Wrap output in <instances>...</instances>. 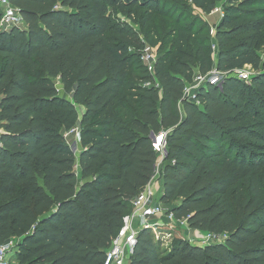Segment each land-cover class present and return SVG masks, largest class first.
Returning <instances> with one entry per match:
<instances>
[{
    "label": "trees",
    "instance_id": "1",
    "mask_svg": "<svg viewBox=\"0 0 264 264\" xmlns=\"http://www.w3.org/2000/svg\"><path fill=\"white\" fill-rule=\"evenodd\" d=\"M10 1L25 26L2 27L0 6V245L18 238L19 264H104L153 178L149 135L167 131L160 201L224 240L166 244L145 227L131 264H264V0ZM220 2L217 51L182 27L148 69L136 26ZM248 65L247 82L234 72ZM213 70L221 87L202 85L199 103L184 97ZM78 125L75 154L65 132Z\"/></svg>",
    "mask_w": 264,
    "mask_h": 264
},
{
    "label": "built area",
    "instance_id": "2",
    "mask_svg": "<svg viewBox=\"0 0 264 264\" xmlns=\"http://www.w3.org/2000/svg\"><path fill=\"white\" fill-rule=\"evenodd\" d=\"M0 6L3 10L1 18L2 27L10 28L16 26L22 28L25 26V20L21 10L11 3L10 0H0ZM212 12L220 13L221 18L224 15L223 7L220 8L219 6H216ZM212 34L214 36L216 35V29L212 28ZM214 50L217 51L216 42L214 43ZM157 58L158 57L153 51L145 50L141 52V59L151 72H154ZM234 74H236L241 80L247 82L250 81L252 75L244 68L235 70ZM223 77L224 75L217 70H213L206 74L197 73L192 82L186 83L184 97L199 103L197 99V91L199 88L208 83L221 87ZM149 84L150 83H148V85ZM80 135L81 126L79 125L65 132V138L75 154H79L81 151ZM166 135L167 131H162L160 133L151 132L149 135L152 145L159 155V159L154 167L155 172L153 178L157 175L160 176L161 174V164L167 153ZM131 207V212L124 217L122 228L106 251L104 264H131V256L140 230L145 227H156L157 223H154L151 219L166 213L163 203L160 200L155 199V196L150 189L148 192L147 190H144L140 195L133 197L131 199ZM168 216L170 218H175L172 214H169ZM207 234L208 235L201 243L206 244L211 241H220L218 240L220 237L211 233ZM18 247V238H11L0 245V264H14L13 256H16Z\"/></svg>",
    "mask_w": 264,
    "mask_h": 264
},
{
    "label": "rangeland",
    "instance_id": "3",
    "mask_svg": "<svg viewBox=\"0 0 264 264\" xmlns=\"http://www.w3.org/2000/svg\"><path fill=\"white\" fill-rule=\"evenodd\" d=\"M218 6L220 8L223 7L222 2H220ZM220 19V13H206L200 8L192 5L189 9L171 8L167 15H155L145 32H142L139 26H136V28L140 32L142 38L148 43L145 50L153 51L158 57L161 52H166L170 49L177 36V30L190 25L194 28V31H197L200 37H211L215 43L216 41L215 36L212 34V28L216 29ZM260 54L264 58V48L261 49ZM244 69L251 74L255 73L254 69L249 65ZM57 85L60 89L62 88L59 80H57ZM76 107L79 116L81 117L84 108L80 104H76ZM163 206L166 213L151 219L154 223H157V226L152 228L153 231L161 240H163V242L168 244L173 238L185 235L189 236V238L193 240V243L203 242V239L206 238L208 232L204 233L203 236H191L187 233L189 231V225L183 222L185 220L175 221L174 218L168 216L169 214L167 212L172 204L163 203ZM218 240L223 241L224 237H220ZM13 262L14 264H19L14 256Z\"/></svg>",
    "mask_w": 264,
    "mask_h": 264
},
{
    "label": "crops",
    "instance_id": "4",
    "mask_svg": "<svg viewBox=\"0 0 264 264\" xmlns=\"http://www.w3.org/2000/svg\"><path fill=\"white\" fill-rule=\"evenodd\" d=\"M83 106V105H82ZM83 112H82V116L81 118L83 117L84 113H85V107L83 106ZM80 126V125H79ZM2 133V129H0V134ZM149 189L152 191L153 195L155 196V199L156 200H160L161 199V196L163 194V191H164V179L162 178L161 174L160 176L157 175L155 176V178H153L151 180V182L147 185V187L145 188V190H147V192L149 191ZM175 221H178L177 219L174 218ZM185 222L187 225V221H183ZM188 234H190L191 236H203L204 233H207V232H203V231H200V230H196V229H191L189 226H188ZM178 237H181V238H185V239H190L189 236H178ZM191 242H193L192 239H190ZM197 244H202L203 243H197Z\"/></svg>",
    "mask_w": 264,
    "mask_h": 264
}]
</instances>
